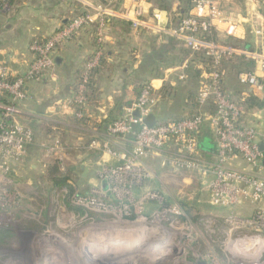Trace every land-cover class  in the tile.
Segmentation results:
<instances>
[{"label": "built area", "instance_id": "built-area-1", "mask_svg": "<svg viewBox=\"0 0 264 264\" xmlns=\"http://www.w3.org/2000/svg\"><path fill=\"white\" fill-rule=\"evenodd\" d=\"M13 1L0 0V9H9ZM76 1L85 7L84 11L60 25L48 38H38L31 42L30 50L35 57L25 72L15 74L6 64L0 63V95L8 98V102L0 104V214L8 219L19 200L11 179L13 167L35 140L33 129L18 118L19 103L28 97L27 84L46 75L56 79L55 51L58 46L91 30L95 36V46L86 56L74 91L66 100V106L73 108L76 117L81 119L86 116L85 107L94 86L92 78L104 58L108 19L111 16H127L122 10L124 0H105L94 5L88 0ZM139 1L133 0L134 28L166 31L181 40L192 54L201 53L209 59L199 85L198 108L193 114L179 120L158 121L154 126H148L144 119L155 113L158 98L151 85L143 88L138 98L126 106L121 115L108 126L106 140L91 142V147L119 158L117 163L105 161L101 164L98 174L106 188L95 187L87 194L77 193L72 197L73 202L98 214L120 213V216L127 218L131 217L133 207L143 209L149 202L158 205L159 211L154 219L163 218L168 212H177V207L166 203L159 192L147 189L136 197L137 188L142 187L150 175L145 159L162 152L168 153L164 164L173 162L177 167L189 170H201L204 166V171L212 175L209 184L211 196L220 205L236 204L244 195H249L253 202H264V179L250 171L258 168L263 159L257 132L251 127L239 125L238 121L245 110L244 104L233 100L222 86L224 71L220 69L221 63L247 52L226 44L215 34V21H231L226 18L220 0H189L188 12L174 27L168 29L161 24L162 13L159 11L144 18ZM228 23L231 24L226 32L233 34V23ZM258 61L264 69V58ZM237 77L240 84L259 88L256 71L243 70ZM210 102L215 106L212 113L204 109ZM206 121L211 124L216 137L217 159L214 163H206L198 155L197 136ZM125 136L134 137L133 149L123 154L111 151V139ZM170 144L174 145L172 151L169 149ZM166 149L170 151L165 152ZM65 150V145L55 139L47 146L46 154L60 162L66 156ZM235 159L243 160L250 170L239 169L234 163ZM228 221L237 226H264V208L258 207L249 218L231 215Z\"/></svg>", "mask_w": 264, "mask_h": 264}, {"label": "crops", "instance_id": "crops-1", "mask_svg": "<svg viewBox=\"0 0 264 264\" xmlns=\"http://www.w3.org/2000/svg\"><path fill=\"white\" fill-rule=\"evenodd\" d=\"M88 1L91 5L103 2ZM139 3L144 18L153 16L154 11L161 12V24L166 29L174 27L189 9V0H140ZM220 5L226 18L233 23V34L226 32L231 21L217 20L214 27L217 37L239 40L248 46L245 49L247 54H238L224 62L222 86L233 100L243 102L245 110L238 123L256 130L260 146L264 144V69L258 60L264 58V0H220ZM134 7L133 0H124L122 10L127 16H111L108 19L103 67L97 73L94 92L85 107L87 121L77 120L73 108L66 106V100L74 91L86 56L95 46L91 30L55 51L57 78L46 75L40 80L30 81L26 86L28 97L19 103L18 118L30 126L35 135L34 142L26 151L30 168L35 169L39 158H50L43 145L60 136L63 143L72 149V156L68 158L73 166L69 172L77 175L82 183V189H79L76 182L78 193L87 194L92 188L105 187L99 179V167L105 161L117 163L119 158L91 147V142L106 140L108 126L121 115L127 104L138 98L142 85L149 84L155 90L169 85L173 92H182V110H192L185 83L190 84L193 78L202 79L206 70L183 42L168 32L134 28ZM84 10L85 7L76 0H15L9 9H0V63L6 64L15 74H22L35 57L30 50L31 42L48 38L60 25ZM195 69L199 75L194 76ZM243 70L256 71L259 88L239 83L237 76ZM231 73L236 77L234 84L229 80ZM180 80H184L183 86ZM6 102L8 98L0 95V104ZM164 102L157 101V104ZM208 106L205 111L214 112L215 106L209 111ZM155 108L154 114L160 120V104ZM197 140L200 158L206 163H214L217 159L216 137L208 121L204 122ZM111 145L119 149V154L128 153L133 149L134 137L112 138ZM172 146L169 145L171 151L174 149ZM262 161L258 168L252 170L241 159H235L234 163L239 169L250 170L264 178ZM147 189L145 185L137 188L136 197ZM153 203L146 204L148 211L154 209ZM259 206L264 208V202H260ZM244 207L254 211L258 206L248 204L241 209Z\"/></svg>", "mask_w": 264, "mask_h": 264}, {"label": "rangeland", "instance_id": "rangeland-1", "mask_svg": "<svg viewBox=\"0 0 264 264\" xmlns=\"http://www.w3.org/2000/svg\"><path fill=\"white\" fill-rule=\"evenodd\" d=\"M235 78L229 75L231 84ZM200 81L193 78L185 83L191 100L198 95ZM179 82L184 85V80ZM180 94L174 91L172 99L156 104H160V120H173L191 111L182 110ZM55 139L63 143L60 136L46 141L45 152ZM110 147L119 153L117 147ZM65 149L64 160L39 158L35 169L30 168L26 154L15 162L11 179L19 200L10 219L0 214V228L7 232L0 241V264H264V226H237L228 221L231 215L252 217L263 207L249 195L233 205L217 203L209 188L212 175L204 166L189 170L173 162L164 164L168 153L146 158L150 175L144 185L159 192L177 212L154 219L159 211L154 202L151 211L133 207L127 218L120 213L71 208L70 190L58 182L67 177L79 189L82 183L69 172L72 149L66 145ZM248 204L258 207L241 209Z\"/></svg>", "mask_w": 264, "mask_h": 264}, {"label": "trees", "instance_id": "trees-1", "mask_svg": "<svg viewBox=\"0 0 264 264\" xmlns=\"http://www.w3.org/2000/svg\"><path fill=\"white\" fill-rule=\"evenodd\" d=\"M103 2H105V0H102ZM188 12V11H187ZM74 39V38H73ZM226 44H230V45H232V46H234L235 48H239V49H242V50H244V49H246L248 46H247V44H245V43H240V41L239 40H235V41H229V40H223ZM63 46V45H62ZM59 47H61V46H58V48ZM194 58L195 59H199L202 63H203V65L205 66L206 64H208L210 61H209V59L208 58H206L205 56H204V54H201V53H196V54H194ZM234 58V57H233ZM232 59V58H231ZM228 60H230V59H228ZM228 60H224L222 63H221V67H220V69L221 70H223L224 68H223V65H224V62H226V61H228ZM103 67V61H102V65H101V67L100 68H98L96 71H95V73H94V75H93V78H92V80H93V82H94V84H95V82H96V76H97V73L100 71V69ZM205 68H206V66H205ZM207 70H208V68H207ZM193 72H194V76H196V75H199V73H198V71L195 69V70H193ZM147 86H149V84H144V85H142L141 86V90L143 89V88H145V87H147ZM94 86H92V89H91V93L89 94V97H88V101H89V99L91 98V96H92V94H93V92H94V88H93ZM153 90H154V92H155V94H156V97L158 98V101H168V100H170L171 98H170V96H171V94L173 93V89H172V87L171 86H169V85H163L160 89H157V90H155L154 88H152ZM132 102H134V101H132ZM132 102H130L129 104H127V106L128 105H130ZM188 103H189V105L190 106H192L191 108H193L187 115H191V114H193L194 112H195V110L198 108V101H197V97L195 96L192 100L190 99V98H188ZM213 109V104L210 102V104H209V106H208V108H207V110L209 111V110H212ZM186 115V116H187ZM76 116V115H75ZM183 117H185V116H183V115H180V116H177L175 119H173V120H179V119H181V118H183ZM77 118V120H79L80 122H85V121H87V117L86 116H84L83 118H78V117H76ZM168 121V120H167ZM163 122H166L165 120H159V123H163ZM262 162H264V153H263V161ZM59 185H61V186H64L65 188H68L69 190H70V193H68L69 194V196L70 197H73L75 194H77L78 192L76 191V184H74V183H72L71 182V180L69 179V178H67V177H64V178H61L60 180H59ZM73 206H71V208L72 209H74V210H76V211H82V210H85V208L84 207H82V206H80V205H77V204H75L74 202H73ZM7 232L5 231V230H3L2 228H0V241L4 238V237H6L7 236V234H6Z\"/></svg>", "mask_w": 264, "mask_h": 264}, {"label": "water", "instance_id": "water-1", "mask_svg": "<svg viewBox=\"0 0 264 264\" xmlns=\"http://www.w3.org/2000/svg\"><path fill=\"white\" fill-rule=\"evenodd\" d=\"M136 115L138 116L139 114H138V112H136ZM158 118H157V116H156V114H154V113H152V114H150L149 116H147L145 119H144V123L146 124V125H148V126H154L155 124H157L158 123ZM260 150L262 151V152H264V144L263 143H261L260 144ZM86 167H84V170L86 171ZM105 188H106V185H105Z\"/></svg>", "mask_w": 264, "mask_h": 264}, {"label": "bare ground", "instance_id": "bare-ground-1", "mask_svg": "<svg viewBox=\"0 0 264 264\" xmlns=\"http://www.w3.org/2000/svg\"><path fill=\"white\" fill-rule=\"evenodd\" d=\"M112 250H113V249H112ZM112 250H111V251H112ZM117 250H118V249H117ZM117 250L114 249V251H117ZM111 251H110V252H111ZM114 251H112V252H114ZM110 252H109V253H110ZM92 254H93V253H92ZM116 254H117V253H116ZM116 254H115V255H116ZM96 255H97V254H96ZM98 255H100V254H98ZM109 255H110V254H109ZM112 255H113V254H112ZM92 257H94V255H93ZM119 257H120V256H119ZM128 257H129V256H128ZM122 259H123V257H122Z\"/></svg>", "mask_w": 264, "mask_h": 264}]
</instances>
